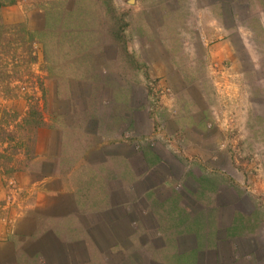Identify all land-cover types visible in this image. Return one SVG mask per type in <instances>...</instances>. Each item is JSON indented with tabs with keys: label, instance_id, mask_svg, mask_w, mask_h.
I'll list each match as a JSON object with an SVG mask.
<instances>
[{
	"label": "rangeland",
	"instance_id": "obj_1",
	"mask_svg": "<svg viewBox=\"0 0 264 264\" xmlns=\"http://www.w3.org/2000/svg\"><path fill=\"white\" fill-rule=\"evenodd\" d=\"M57 135L70 160L121 138L173 146L194 209L234 198L242 264H264V0H0V251Z\"/></svg>",
	"mask_w": 264,
	"mask_h": 264
},
{
	"label": "crops",
	"instance_id": "obj_2",
	"mask_svg": "<svg viewBox=\"0 0 264 264\" xmlns=\"http://www.w3.org/2000/svg\"><path fill=\"white\" fill-rule=\"evenodd\" d=\"M147 120L151 135L153 120ZM55 138L62 147L50 142L40 153V178L31 183L0 264H16L15 251L26 253L24 264H178L176 249L181 264L247 262L250 248L234 198L224 193L205 211L194 209L190 183L174 172L173 146L164 147L170 160L157 148L139 147L138 139L101 140L92 148L80 146L70 160L65 137ZM181 241L194 246L180 249ZM161 242L169 256L151 251Z\"/></svg>",
	"mask_w": 264,
	"mask_h": 264
}]
</instances>
